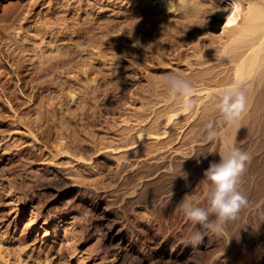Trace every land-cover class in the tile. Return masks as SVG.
<instances>
[{"label":"rangeland","instance_id":"374dc122","mask_svg":"<svg viewBox=\"0 0 264 264\" xmlns=\"http://www.w3.org/2000/svg\"><path fill=\"white\" fill-rule=\"evenodd\" d=\"M149 17L152 20L165 17L151 7L149 0H0V138L4 136V143L0 145V253L6 264H21L23 261L24 264H100V257L104 258L102 264H224L218 254L226 245L227 234L233 233L232 230L239 232L242 222L238 223V220L243 221L244 218L242 210L236 219L228 221L227 226L224 224L223 232L217 234L200 224H193L179 203L186 195H191L190 200L193 198L192 201H198L199 204L195 203L199 206L208 207L207 197L212 184L207 182L203 173L211 161L218 163L220 158L209 151L208 146L214 139L205 137L206 125L213 123L219 132L228 128V123L224 118L223 122L220 121L219 116L223 117L220 111H207V114H215L210 117L204 111H183L181 104L175 103L177 107H173L168 102L170 100L165 101L168 93L160 91L164 88L161 84L165 74L175 72L183 76L190 73V64H194L197 58L186 52L187 47H184L180 58L170 59L167 51L172 52L173 47L159 48L162 38L155 35L157 32L152 26L147 29L146 19ZM50 18L56 20L55 25L51 24L53 20ZM136 35H139V44L134 41ZM205 39L202 36L203 42ZM47 58L56 61V65ZM40 67L44 70L41 71ZM167 106L172 107L167 110ZM255 112H250L253 116L245 114L251 115L252 119L248 116L247 120L244 115L239 122L236 121L241 124V133L245 130L244 135L240 132L236 135L237 142L252 135L246 139L249 142H242V146L246 143L245 151H255L264 143V126L260 127L264 123L260 122L264 111H259L258 115ZM167 114H176L170 124H167ZM254 114L256 119L259 117L255 122ZM244 120L245 123L247 120L246 125L240 123ZM218 121L221 124L217 127ZM16 126L31 128L32 131L19 138ZM143 127L155 134L166 129L168 133L162 134L160 140H139L138 134L146 132ZM247 130L251 131L247 134ZM256 130H261L263 135ZM258 134L262 136L257 137ZM239 136L245 137L240 140ZM253 137L258 140L254 141ZM18 140L21 149L15 144ZM60 141H67L64 149L68 153L57 154L56 144ZM255 142H260V145ZM4 145L11 149L4 150ZM16 148L22 150L21 156H14ZM9 151L13 156L7 155ZM202 156L209 163L205 159V164ZM78 157L82 159L77 160ZM54 159L59 160V166L54 165ZM255 160L248 162L251 166L247 163L245 172L251 176L243 172L240 178L244 182L239 179L240 184L243 182L240 186L243 190L249 185L243 194L254 193L263 178L264 160ZM193 165L194 169L191 168ZM170 167L172 169L167 170ZM186 167L191 170L187 171ZM53 168L58 173L56 178L47 171ZM194 170L203 179L199 180ZM191 173L194 177H190ZM48 177L51 179H48L49 183ZM194 178L197 179L194 181ZM204 179L206 185L203 184ZM198 180L205 188L196 183ZM255 180L256 183L260 181L256 184L253 183ZM11 181L15 187L10 191ZM86 185L96 188L90 187L92 191ZM31 187L36 188L33 190ZM81 189H87L91 195L86 197L85 208L66 210V205L73 204ZM97 193L101 195L100 200L94 198ZM205 193L207 201L204 202ZM83 209L88 210L85 212ZM33 210L41 216L34 217L32 226L26 229L23 225L34 214ZM47 214L51 216L44 223ZM211 217L215 219V216ZM114 220L119 222L113 225ZM122 224L128 226V234L134 236L133 239L136 237L137 251L119 253L115 246L109 245V252L104 254L100 246L110 244ZM41 225L53 235L44 237ZM196 231L201 232L202 238L194 245L190 237ZM73 235L76 238L70 239L69 243L76 242L68 244L66 238ZM221 235L226 236L223 238ZM96 240H100V244ZM125 243H128V238H125ZM67 244L76 247L71 256L66 251ZM244 244L240 250L245 249ZM141 246L142 252L139 250ZM122 255L127 257L126 262ZM78 258H81L79 262ZM0 264H4V260H0Z\"/></svg>","mask_w":264,"mask_h":264},{"label":"bare ground","instance_id":"6f19581e","mask_svg":"<svg viewBox=\"0 0 264 264\" xmlns=\"http://www.w3.org/2000/svg\"><path fill=\"white\" fill-rule=\"evenodd\" d=\"M149 2H151V7L156 9L158 11V14H162L163 16H165L164 18L162 19H158V20H152L151 17H149L147 20V24H149L147 26V29H150V27L152 26V29H155V31L157 33H155V35L159 38H162L161 40H158L160 41V45H159V48H166L167 49L169 48V46L171 45L173 47V50L172 52H168L167 51V55L170 56L172 58H175V59H178L181 57V52H184V47H187V49L185 50L186 52H191V55H194L197 60L194 62V64H190V67H191V72L190 73H187V74H184L182 77L185 78L186 80H188L193 88H194V94L193 96L191 97V102H192V108L190 110H194L193 112H197V113H200L198 111H204V113L206 112L207 114V111H220L219 108L217 107V104H218V97H217V93L224 89V88H228V87H231L232 85L236 84V83H239L243 90L245 91L246 93V96H247V106H246V110L244 111V113L242 114V116L239 118L241 120L242 117H244L245 114H251L253 116L252 113H250L251 111H256L255 114L257 113L260 114L259 111H264V0H149ZM15 5H18V4H15ZM15 7V6H14ZM13 7V9H15ZM56 17V20H57V16ZM51 19V18H50ZM48 21H51L53 20L52 22L56 21L54 19H47ZM59 21H60V18H59ZM51 24L55 25V22ZM58 22V21H57ZM47 24V23H46ZM49 26H50V22L48 23ZM47 24V28L49 27ZM43 27V26H42ZM47 28L46 31H47ZM55 29V26L53 27ZM41 29V28H40ZM52 30V28H51ZM50 30V31H51ZM55 31V30H53ZM52 31V32H53ZM59 31V30H57ZM62 31V30H61ZM43 31H41L40 33H42ZM49 32V31H48ZM50 33V32H49ZM153 33V35H154ZM43 35L47 36L49 34L46 35V33ZM52 35V34H51ZM154 35V36H155ZM137 36V35H136ZM139 36V35H138ZM135 37L134 38V41L137 42V44H139V37ZM153 36V37H154ZM202 36H204L206 39L204 40V42L202 41ZM53 38V37H52ZM55 38V37H54ZM156 38V37H155ZM208 38V39H207ZM56 39V38H55ZM153 38L150 39V41L152 40ZM157 39V38H156ZM53 40V39H52ZM57 40V39H56ZM185 40H188V42L184 43ZM206 41V42H205ZM185 45H188V46H185ZM66 52V51H65ZM64 52V53H65ZM58 55V54H57ZM56 56V55H55ZM59 56H61V54H59ZM59 56H57L56 58L59 59ZM52 57H54V55H52ZM165 57V56H164ZM200 57V58H198ZM207 57V58H205ZM61 58V57H60ZM155 58V57H154ZM49 58H47L48 60ZM55 59V58H54ZM156 59V58H155ZM46 61V59H45ZM48 61H52V59L50 58V60ZM47 61V62H48ZM55 61V60H54ZM65 61V60H63ZM51 62H48L47 64L50 65ZM56 62V61H55ZM53 62V63H55ZM50 63V64H49ZM57 63V62H56ZM56 63L54 65H56ZM46 64V63H45ZM44 64V65H45ZM47 64H46V67H47ZM62 64V63H60ZM194 65V66H193ZM43 66V65H42ZM41 66V67H42ZM52 66V65H50ZM40 67V69H41ZM49 67V66H48ZM56 67V66H54ZM44 68V67H43ZM39 69V70H40ZM44 70V69H41V71ZM27 74V73H25ZM18 80V79H17ZM160 85V84H159ZM158 85V86H159ZM157 86V87H158ZM161 86H163L164 88L160 89V91H162V93H168V98L165 99V101L167 100H170L168 102H171V105H178L177 103L181 104L180 107H182V104H183V98L180 97L179 95H176V96H173L169 90V87L168 85L166 84L165 80L164 82H162ZM160 87V86H159ZM155 91L157 92V89H155ZM159 92V91H158ZM9 102V101H8ZM167 102V103H168ZM11 104V103H10ZM166 105V104H165ZM169 105V104H167ZM175 105V106H176ZM10 106V105H9ZM172 106H169V107H172ZM167 106V110L169 108ZM174 107V106H173ZM177 107V106H176ZM11 108V107H10ZM171 109V108H170ZM174 109V108H173ZM172 109V110H173ZM183 110V108H182ZM184 111V110H183ZM169 112V111H167ZM249 112V113H248ZM175 113V112H174ZM177 113V112H176ZM196 113V114H197ZM201 113V114H202ZM263 113V112H261ZM194 114V113H193ZM200 114V116H201ZM209 114V113H208ZM207 114V115H208ZM211 114L215 115L214 113H210V117ZM221 114V112H220ZM254 114V117L253 118V122H255L256 120H259L257 117L256 119V115ZM168 115V114H167ZM173 115H176V114H173ZM173 115H168L169 117L166 116V119L168 118V121H167V124H170V122H172V119H173ZM205 115V114H204ZM208 115V116H209ZM219 115V114H218ZM217 115V116H218ZM250 115V116H251ZM207 116V117H208ZM216 116V117H217ZM249 116V115H248ZM247 115H245V118L248 117ZM249 116V117H250ZM195 117V116H193ZM203 118V116H201ZM205 117V116H204ZM208 117V118H210ZM220 117V121L223 122V117L221 118V115L219 116ZM206 118V117H205ZM252 119V117H250ZM260 118L264 120V117H263V114H262V117L260 115ZM213 119V118H212ZM211 119V121L213 122V120ZM223 119V120H222ZM239 119L237 120L239 122ZM244 119V118H243ZM247 120L249 118H246ZM206 120V119H204ZM217 120V119H216ZM247 120H246V123H245V120L244 122H240L242 123V125H246L247 124ZM255 120V121H254ZM260 121L261 123H263L264 121ZM156 121V120H155ZM154 121V122H155ZM166 122V121H165ZM205 124H207L208 122V119L207 121H204ZM236 122V121H235ZM236 122L234 126L233 123L232 124H228V128H218V130H220L218 133H217V136L214 138V141L213 143L211 142L210 146V150L214 155H216V158L220 157V154L221 153H227L229 152L233 147H237V148H240L242 149L243 151L244 150V146H246L244 144V146H242V142L243 141H248L249 140V137L246 136L245 140H242L241 142H237L235 139H236V135L241 131H240V127L241 124L239 125V123ZM249 122L251 123V121L249 120ZM259 122V121H258ZM227 123V122H225ZM224 123V124H225ZM245 123V124H243ZM260 123V124H261ZM204 124V123H203ZM204 124V125H205ZM218 124L220 125L221 122L217 123V127H218ZM223 124V123H222ZM255 124V123H253ZM19 125V124H18ZM233 125V127H231ZM238 125V126H237ZM264 126V123L261 124L260 127H263ZM216 126V125H215ZM224 125H222L221 127H223ZM227 126V125H226ZM230 126V127H229ZM251 126V125H250ZM255 128H256V125H253ZM258 126V125H257ZM17 128L15 129L16 132H19L20 134L18 135L19 138H22L23 137V133H30V129H24L22 128L21 126H16ZM220 127V126H219ZM259 127V129H260ZM167 128V127H166ZM251 128V127H250ZM253 128V127H252ZM251 128V129H252ZM254 128V130H255ZM144 129V127H143ZM147 130L149 128H146ZM151 129V128H150ZM244 129V128H243ZM246 129V128H245ZM258 129V128H257ZM145 130V129H144ZM217 130V128L215 129ZM253 130V132H254ZM263 130V129H261ZM259 130L258 132H261L262 134V131ZM143 131V130H142ZM146 131V130H145ZM149 132H141V131H138V132H141L138 134V139L141 140L142 138H157L160 140L162 134H166L168 133V129H166L165 131L163 130L162 132H159V133H152L153 130H148ZM243 131V130H242ZM245 131V130H244ZM243 131V132H244ZM248 131L250 132L251 130H247V134H248ZM155 132V131H154ZM243 132L241 134H243ZM257 132V130H256ZM257 132V133H258ZM240 134V135H241ZM246 134V133H245ZM264 134V133H263ZM262 134V135H263ZM244 135V134H243ZM250 135V134H249ZM261 135V136H262ZM260 134H258L257 137H259ZM260 136V137H261ZM4 137V136H3ZM3 137L2 139L0 138V145H3L4 141L2 142L3 140ZM62 138L61 139H64V136H61ZM207 138V134L205 136ZM238 137V136H237ZM240 137V136H239ZM242 137V136H241ZM238 138V139H242V138ZM256 137V138H257ZM264 137V136H263ZM202 138V137H201ZM204 138V137H203ZM256 138H252L254 141ZM137 139V140H138ZM156 139V140H157ZM244 139V138H243ZM248 139V140H246ZM251 139V140H252ZM263 139V138H262ZM138 140V141H139ZM200 140V139H199ZM198 140V141H199ZM213 140V139H212ZM258 140V139H256ZM208 141V140H207ZM2 142V143H1ZM17 142V141H16ZM200 142V141H199ZM202 142V141H201ZM205 142V139L204 141ZM249 142V141H248ZM252 142V141H251ZM18 143V144H17ZM15 143L16 146L18 148L21 147L19 140L18 142ZM67 143V141H66ZM65 142H58L56 145H57V154H60V153H68V150L67 149H64L66 147V144ZM127 143V141H126ZM130 143V141L128 142ZM132 143V142H131ZM196 143V142H195ZM206 143V142H205ZM241 143V144H240ZM256 144H258V142H255ZM14 144V146H15ZM201 144V143H200ZM249 144V143H247ZM252 144V143H251ZM249 144V145H251ZM262 145L261 146H257L258 148H256L255 151H251V149H247L245 152L249 153L250 156H251V159H254L255 158H260V159H263L264 160V143L262 142L261 143ZM20 145V147H19ZM131 145V144H130ZM208 145V144H206ZM248 145V146H249ZM254 145V144H253ZM253 145H252V149H253ZM260 145V142L259 144ZM5 146V145H4ZM128 146V145H127ZM196 146V145H195ZM200 146V145H199ZM205 146V144H204ZM129 147V146H128ZM251 147V146H250ZM249 147V148H250ZM3 148V147H1ZM7 148V149H6ZM16 148L17 150L13 152L14 156L15 155H20L22 154V150ZM113 148H116V147H113ZM203 148V146H202ZM4 150H8V149H11V147H9L8 145H6L4 148ZM196 149H197V146H196ZM199 149V148H198ZM197 149V150H198ZM205 149V148H204ZM202 149V150H204ZM208 149V148H207ZM3 150V151H4ZM113 151L115 149H112ZM194 150V149H193ZM250 150V151H249ZM200 151H201V148H200ZM6 152V151H5ZM5 152H2V153H5ZM8 152V151H7ZM6 152V153H7ZM50 152V151H49ZM59 152V153H58ZM202 152V151H201ZM200 152V153H201ZM206 152V150H205ZM10 153V151H9ZM7 154V155H10V156H13L11 153L10 154ZM50 153H55L54 151L53 152H50ZM198 153V151H197ZM203 153V152H202ZM201 153V154H202ZM56 154V153H55ZM53 155V154H51ZM199 155V153H198ZM197 155V157H198ZM203 155V154H202ZM205 155V154H204ZM210 155V154H209ZM67 156V155H66ZM193 156V155H192ZM52 157V156H51ZM3 158V157H2ZM19 158V157H18ZM52 158H55V155H53ZM57 158V157H56ZM196 158V156H195ZM211 158V155L210 157ZM215 158V157H214ZM10 159V158H9ZM58 159V158H57ZM57 159H54L53 163L54 165H57L59 164V160ZM82 158L78 157L77 160H80ZM199 159V158H198ZM203 161L205 162V159L208 162L207 158L203 157L202 158ZM257 159L255 161H257ZM197 160V158H196ZM263 160H261V162L263 163ZM192 161V160H191ZM254 161V162H255ZM259 161V160H258ZM62 162V161H61ZM198 162V161H197ZM200 162V160H199ZM212 162V161H211ZM215 162V161H214ZM253 162V161H252ZM251 162V163H252ZM260 162V163H261ZM203 163V162H202ZM205 162V164H207ZM250 163V162H249ZM248 163L249 166H251L250 164ZM63 162L60 164L62 165ZM196 166L197 164L194 163ZM204 164V163H203ZM256 164V162H255ZM264 164V163H263ZM262 164V166L264 167V165ZM199 165V164H198ZM59 166V165H57ZM205 166V165H204ZM207 166V165H206ZM253 166V165H252ZM256 166V165H255ZM260 166V165H258ZM50 166H48L49 168ZM64 167V166H62ZM61 167V168H62ZM189 167V166H188ZM195 167L194 165L191 167L193 168ZM200 167V166H199ZM247 167V165H246ZM257 167V166H256ZM254 167V168H256ZM191 168H187L188 169L187 171L191 170ZM198 168V167H196ZM205 168V167H203ZM209 168V167H208ZM257 168H260V167H257ZM256 168V169H257ZM3 170V167L1 168ZM47 169V168H46ZM51 169V168H50ZM58 169V168H57ZM172 167L168 168L167 170H171ZM194 169V168H193ZM200 169V168H199ZM198 169V171H199ZM255 169V170H256ZM202 170V169H200ZM247 169H245L246 171ZM254 170V169H253ZM255 170H254V173H255ZM262 169L260 168V171ZM264 170V168H263ZM49 171V173L51 174V176L55 177L57 176V171L53 168V170H47ZM185 171V170H184ZM204 171V170H203ZM202 171V172H203ZM244 171L245 175L247 174L246 172ZM250 171V170H249ZM252 171V170H251ZM259 171V170H257ZM256 171V172H257ZM3 172V171H2ZM191 172V171H190ZM201 172V173H202ZM205 172V171H204ZM253 172V171H252ZM48 173V172H47ZM48 173V174H49ZM196 173V171L194 170V174ZM198 173V172H197ZM196 173V175H197ZM243 173V174H244ZM252 173V175L254 174ZM258 173V172H257ZM255 173V175L257 174ZM46 174V173H45ZM59 174H60V171H59ZM187 174V173H186ZM194 174H190L189 176L194 177ZM204 174V173H203ZM202 174V175H203ZM243 175V176H245ZM247 175H250L251 176V173L250 174H247ZM254 175V177H255ZM259 174H257L258 176ZM261 175H262V172H261ZM47 176V175H46ZM204 176V175H203ZM242 176V177H243ZM52 177V179L54 180V178ZM59 177V176H58ZM186 177V180H187V175L185 176ZM198 177V175H197ZM199 177H200V173H199ZM198 177V178H199ZM241 177V176H240ZM239 177V179L241 180V178ZM262 177V176H261ZM39 178V177H38ZM56 178V177H55ZM201 178L203 179V177H200L199 180H201ZM245 178V177H243ZM247 178H249L247 176ZM260 178V177H259ZM41 179V178H39ZM46 179V178H44ZM43 179V180H44ZM48 179H50V177H48L46 180H47V183L48 182ZM59 179V178H58ZM190 179V178H189ZM197 179V178H196ZM195 178L193 179L194 181L196 180ZM255 178H253L254 180ZM258 179V178H257ZM11 180V179H10ZM42 180V182H43ZM51 180V179H50ZM199 180L196 182L197 184H199ZM239 180V181H240ZM245 180L247 181V179L245 178ZM252 180V178H251ZM261 180V181H260ZM258 180L259 182V186L257 185V190H256L254 193L252 192V194H244L246 195L247 197V200H248V203L246 206L243 207V209L241 208L243 214H244V218H243V221L242 220H238V223L239 221H241L242 223H240L241 225V228L239 230V232H234L233 233H229L227 234V237H226V245L225 247L222 248V250L219 252L218 254V258H220L222 261H224V264H264V172H263V178ZM38 181V180H37ZM41 181V180H39ZM38 181V182H39ZM203 181H205L203 184L206 183V180L204 179ZM243 181V180H241ZM245 181V182H246ZM35 182V181H34ZM45 182V180H44ZM43 182V183H44ZM188 182V181H187ZM193 182V181H192ZM199 182V183H198ZM209 182V181H207ZM244 182V181H243ZM242 182V183H243ZM256 183V180L253 181V183ZM257 182V183H258ZM210 183V182H209ZM208 183V184H209ZM241 183V184H242ZM247 183V182H246ZM249 184H251V182H248ZM256 183V184H257ZM38 184V183H37ZM84 184V183H83ZM193 184V183H192ZM191 182H190V185H192ZM201 184V183H200ZM199 184V186H200ZM201 185L200 187L204 186L205 188V185ZM240 184V183H239ZM239 185V188L240 186L242 185ZM28 185V184H27ZM34 185L33 183H31V186ZM43 185V184H42ZM79 185H82V184H79ZM210 185V184H209ZM252 185V184H251ZM255 185V184H254ZM22 186V185H21ZM40 186V185H39ZM38 186V187H39ZM45 185H43L44 187ZM84 186V185H83ZM87 186V185H86ZM89 188L92 187L90 185H88ZM87 186V187H88ZM246 186V185H245ZM15 185L13 184V182H9V190L11 191L12 188H14ZM26 187V186H25ZM29 187V185H28ZM34 187V186H32ZM31 187V188H32ZM85 187V188H87ZM191 187V186H190ZM208 187V185L206 186ZM253 186H251L252 188ZM23 188V187H21ZM20 188V189H21ZM30 188V187H29ZM36 188V187H35ZM34 188V189H35ZM84 188V187H83ZM96 188V187H95ZM94 187H92L93 190H95ZM134 188V187H133ZM203 188V189H204ZM212 188V187H211ZM249 188V185L248 187H246V189ZM250 188V189H251ZM24 189V188H23ZM28 189V188H27ZM33 189V188H32ZM33 189V190H34ZM80 189V187H79ZM91 189V188H90ZM91 189V190H92ZM134 189H137V188H134ZM209 189V188H208ZM242 189V187L240 188V190ZM244 189V188H243ZM241 190V191H245V190ZM249 189V190H250ZM29 190V189H28ZM39 190V188H38ZM87 190V189H86ZM85 189H81L77 192L76 196H75V201L73 202V204H68L66 205V210L68 209H75V208H78V209H82V208H85V200H86V197L87 195L90 193L88 192V190L86 191ZM92 190V191H93ZM97 190V189H96ZM252 190V189H251ZM22 191V190H21ZM27 191V190H26ZM71 191V190H70ZM102 191V190H101ZM207 191V190H206ZM209 191V190H208ZM207 191V192H208ZM253 191V190H252ZM35 192V191H34ZM38 192V191H37ZM42 192V191H41ZM95 192V191H94ZM135 191H131L130 193H134ZM206 192V193H207ZM246 192V191H245ZM250 192V191H249ZM24 193V191H22V194ZM36 193V192H35ZM34 193V195H35ZM93 193V192H92ZM100 193V192H99ZM193 193V192H192ZM203 194L204 195H206ZM209 193V192H208ZM26 194V193H25ZM94 194V193H93ZM92 194V195H93ZM167 195V193H164V195ZM28 195V194H27ZM26 195V196H27ZM33 195V194H32ZM33 195V196H34ZM43 195V194H42ZM41 195V197H42ZM161 195V194H159ZM208 195V194H207ZM30 196V195H29ZM91 196V195H90ZM105 196V195H104ZM191 196V195H188V197ZM195 197L197 196L194 195ZM193 196V197H194ZM202 196V197H203ZM35 197V196H34ZM103 197V196H102ZM205 197V196H204ZM207 197V196H206ZM205 197V198H206ZM40 198V197H39ZM94 198L96 199H99L101 198V195H99L98 193L94 196ZM93 198V199H94ZM160 198V197H159ZM162 198V197H161ZM166 198V197H165ZM191 198V197H190ZM199 198V197H197ZM209 198V196L207 197ZM207 198L206 200L203 199V201H207ZM35 199V198H33ZM38 199V198H37ZM164 199V198H163ZM195 199V198H194ZM202 199V198H201ZM42 200V198H41ZM193 200V198H192ZM191 200V201H192ZM40 201V200H39ZM43 201V200H42ZM68 201V200H67ZM196 201V200H195ZM194 201V202H195ZM201 201V200H200ZM198 204L199 202L196 201ZM202 202V201H201ZM200 202V203H201ZM209 202V201H208ZM64 203V202H62ZM69 203V202H68ZM42 204V203H41ZM65 204V203H64ZM94 204V203H93ZM108 205V204H107ZM65 206V205H63ZM62 206V207H63ZM205 206V205H204ZM209 206V204H208ZM107 207V206H106ZM90 208V207H89ZM88 208V209H89ZM65 209V208H64ZM88 209H85V210H88ZM63 210V209H62ZM84 210V209H83ZM84 210V211H85ZM107 210V209H106ZM110 210V209H109ZM34 211V210H33ZM32 211V212H33ZM74 211V210H72ZM62 212V211H61ZM66 212V211H65ZM68 212V211H67ZM70 212V210H69ZM86 212V211H85ZM241 212V211H239ZM34 214H32V216L26 220L25 224L23 225L24 228H29L32 226L33 224V221L32 219L34 217H37L39 216L41 213H38V211H34L33 212ZM64 213V212H63ZM81 213V211H80ZM84 212H82L83 214ZM105 213V212H104ZM108 213V212H107ZM82 214H80V216H82ZM242 214V215H243ZM240 215V214H239ZM41 216V215H40ZM39 216V217H40ZM47 216V217H46ZM44 217V220L45 222L44 223H47V220L48 218L51 216L50 214L46 215ZM103 216V215H102ZM212 218V217H211ZM215 218V217H213ZM238 219V218H237ZM34 220V219H33ZM119 221L118 220H114L113 222V225L115 223H118ZM234 223V222H233ZM231 222V224H233ZM235 225H237V222L235 221ZM125 224V223H124ZM228 224V222H227ZM227 224H225V226H227ZM224 226V225H223ZM232 226V225H231ZM110 227V226H109ZM128 227V226H127ZM126 225H123L121 226V228L119 227L118 231L116 232V234H114L112 236V241L110 242V244H104L105 247H102L100 246L101 248H103L102 251H105L104 254H106V252L108 253L109 251V245H113L115 246L114 249L118 250L119 253L120 252H123L125 254H131L133 251H137L136 250V247H137V241L133 239L132 236H130V234H128V229H127ZM233 227V226H232ZM41 228L44 230L45 232V235L44 237H49L51 234L53 235V233H49L46 231V228H44L42 225H41ZM227 228V227H225ZM229 228V227H228ZM228 228L226 230H228ZM231 228V227H230ZM237 230V228H235ZM26 231V230H24ZM211 231V230H210ZM230 231V230H228ZM205 232V231H204ZM203 232V233H204ZM208 232V231H206ZM223 232V231H222ZM54 233H57V232H54ZM74 233V232H73ZM72 233V234H73ZM95 233V232H94ZM134 233V232H132ZM131 233V234H132ZM212 233V232H211ZM68 234V233H67ZM65 234V235H67ZM76 234V233H75ZM213 234V233H212ZM218 234V233H217ZM217 234H214V235H217ZM55 235V234H54ZM71 235V234H70ZM77 235V234H76ZM76 235H73L72 237L68 236L69 238H66L68 244L69 243V240L70 239H74V237ZM117 235V236H116ZM133 235V234H132ZM136 235V234H134ZM210 235V233L208 234V236ZM220 235V234H219ZM224 235V234H223ZM221 235V236H223ZM212 236V235H211ZM226 236V235H225ZM223 236V238L225 237ZM66 237V236H65ZM97 237V236H96ZM138 237V236H137ZM76 238V237H75ZM100 238V237H99ZM120 239L118 242H115L117 239ZM125 238H128V243H125ZM214 238V237H213ZM220 237H218L219 239ZM78 239V238H77ZM98 239V238H97ZM209 239V237H208ZM218 239L216 238V240L218 241ZM163 240V239H162ZM211 240V239H210ZM213 240V239H212ZM220 240V239H219ZM223 240V239H221ZM78 241V240H77ZM97 241V240H96ZM99 241V244H100V240ZM97 241V243H98ZM216 241V242H217ZM66 241H64L65 243ZM76 242V241H75ZM74 241L72 242L73 244L75 243ZM166 242V241H165ZM221 242V241H220ZM220 242H219V245H220ZM245 242V249L244 250H240L242 249V243ZM212 243V242H211ZM223 243V242H222ZM225 243V242H224ZM67 244V248H66V251L69 253V255H73L76 251V247L75 245L73 246L72 244L68 246ZM188 244V243H187ZM217 244V243H216ZM140 245V244H139ZM195 245V244H194ZM212 245V244H211ZM218 245V244H217ZM58 246V244H57ZM65 245H63L64 247ZM96 246V245H95ZM197 246V245H196ZM215 246V245H214ZM213 246V248H214ZM221 246V245H220ZM224 246V245H222ZM62 247V246H60ZM59 247V248H60ZM62 247V248H63ZM145 247V246H144ZM242 247V248H241ZM57 248V247H56ZM60 248V249H62ZM1 249V248H0ZM97 249H100L98 248L97 246ZM217 249H220V248H217ZM59 250V249H58ZM139 250L140 252H142L143 250V247H139ZM195 250V249H194ZM193 250V251H194ZM199 250V249H198ZM215 250V248H214ZM55 251V250H54ZM57 251V250H56ZM61 251V250H60ZM65 251V252H66ZM100 251V250H99ZM146 251V250H145ZM219 251V250H218ZM59 252V251H57ZM214 252V251H213ZM216 252V251H215ZM214 252V253H215ZM124 254V255H125ZM68 255V256H69ZM216 255V254H215ZM123 256V255H122ZM144 256V255H143ZM210 256V255H209ZM124 257L126 256H123V260H124ZM148 257V256H147ZM212 256H210L211 258ZM217 257V256H216ZM71 258V257H70ZM129 258V257H128ZM209 258V259H210ZM79 259L81 258H78V262L80 261ZM103 257L101 258L100 257V261L98 263L102 264L103 262ZM217 259V258H216ZM215 259V260H216ZM0 260H4V264H6V260L4 259V257L2 256V254L0 253ZM127 260V257L125 258L124 262H126ZM212 260V259H211ZM208 261V259H207ZM210 261V260H209ZM25 261H23V263L21 264H24ZM28 262V261H27ZM123 262V261H122ZM214 263V262H213ZM218 263V262H217ZM222 263V262H221ZM20 264V263H19ZM26 264V263H25ZM223 264V263H222Z\"/></svg>","mask_w":264,"mask_h":264},{"label":"clouds","instance_id":"9594fccd","mask_svg":"<svg viewBox=\"0 0 264 264\" xmlns=\"http://www.w3.org/2000/svg\"><path fill=\"white\" fill-rule=\"evenodd\" d=\"M164 80L173 96L179 95L183 98V110H190L193 106L191 97L194 94L192 84L175 72L165 74ZM217 97V107L228 124L237 121L246 110L247 96L239 83L220 90ZM206 128L207 138L214 139L217 136L214 124L209 122ZM220 157L218 163L211 162L204 172V176L212 184L209 206L201 207L187 195L179 203L180 209L193 224H200L217 233L222 231L223 225L228 221L236 219L240 209L248 203L246 195L239 188V177L251 160L249 153L237 147H233L226 154L221 153ZM211 216H215V219H210ZM201 238V232L196 231L190 237V242L195 244Z\"/></svg>","mask_w":264,"mask_h":264}]
</instances>
